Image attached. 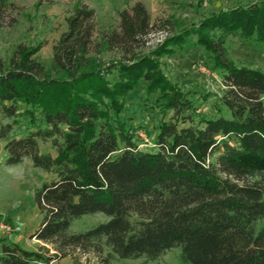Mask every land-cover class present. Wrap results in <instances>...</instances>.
Returning a JSON list of instances; mask_svg holds the SVG:
<instances>
[{"label": "trees", "instance_id": "1", "mask_svg": "<svg viewBox=\"0 0 264 264\" xmlns=\"http://www.w3.org/2000/svg\"><path fill=\"white\" fill-rule=\"evenodd\" d=\"M10 6L0 0V19ZM120 16V29L98 39L95 10L77 5L50 70L35 58L38 48L20 46L8 66L0 60V114L14 118L24 108L35 128L7 141L13 126H0V141L8 164L30 158L55 175L35 192L42 221L33 238L56 252L3 241L1 263L51 264L74 250L94 253L93 264H116L180 248L187 264H264V71L238 66L227 46L233 36L264 43V0L210 14L152 47L142 2ZM194 44L222 80L219 111L229 115L200 116L195 93L164 72V59ZM114 51L121 57L105 62ZM140 82L159 94L164 117L150 151L140 150L143 127L121 115ZM39 140L57 155L41 153ZM94 214L107 220L72 232L74 221Z\"/></svg>", "mask_w": 264, "mask_h": 264}, {"label": "rangeland", "instance_id": "2", "mask_svg": "<svg viewBox=\"0 0 264 264\" xmlns=\"http://www.w3.org/2000/svg\"><path fill=\"white\" fill-rule=\"evenodd\" d=\"M11 6L0 19V60L8 66L15 52L20 46L38 48L35 58L47 70L52 68L54 47L61 36L67 31V19L73 14L79 4H86L96 12V38L104 33L119 30L121 26V12L131 10L142 2L145 4L152 18V29L147 36V47L156 45L171 32L184 27L198 25L200 21L213 13L228 10L238 6H245L259 0H7ZM171 21L173 25H168ZM230 58L238 66L252 67L264 71V43L255 38L242 39L230 37L227 41ZM121 57L119 51L108 52L103 55L105 62ZM204 65L207 71H202ZM162 67L168 79L183 90L195 93L196 108L200 116L214 118L220 114L219 98L223 92L222 80L213 70L209 54L202 46L191 45L177 55L166 58ZM159 94L149 95L146 84L140 82L132 91L121 113L130 124L143 127L150 143L159 132L158 126L163 117L161 110H157L156 100ZM24 110V108H23ZM23 110L14 118H7L0 114V126L11 124L13 130L7 141L21 138L35 128L31 125L32 118L24 115ZM39 112L36 117L40 118ZM38 125L41 124L37 120ZM222 143L227 140L222 138ZM141 151H150L154 147L142 146ZM238 143L236 137L230 141ZM143 143V144H142ZM6 141H0V225L9 223L12 232L7 233L0 228V257L2 243H16L29 251L53 256L56 252L52 244L40 242L33 238L39 228L42 216L35 202V192L45 182L52 181L55 175L34 166L30 158H25L17 165L8 164V153L5 151ZM41 153L57 155L51 141L39 140ZM103 214L86 215L72 224V232H86L98 224L105 222ZM49 250V252H47ZM74 259L82 263L97 262L94 253L84 254L72 251L66 258L56 259L53 264H74ZM0 264L1 261H0ZM116 264H187L181 255L180 248H173L156 260L118 259Z\"/></svg>", "mask_w": 264, "mask_h": 264}, {"label": "built area", "instance_id": "3", "mask_svg": "<svg viewBox=\"0 0 264 264\" xmlns=\"http://www.w3.org/2000/svg\"><path fill=\"white\" fill-rule=\"evenodd\" d=\"M200 69L202 71H207V68L204 65H200ZM138 134L141 137V139L144 140V142H145V143L143 142L144 144L142 143L143 144L142 146H144V147L145 146L146 147H151V146L155 147V144L153 145L152 143L149 142L150 139L147 137V134L145 132L142 133V131H139ZM0 228H1V230L5 231L7 233L12 232V227L9 223H6V222L1 223ZM51 264H53V262Z\"/></svg>", "mask_w": 264, "mask_h": 264}, {"label": "crops", "instance_id": "4", "mask_svg": "<svg viewBox=\"0 0 264 264\" xmlns=\"http://www.w3.org/2000/svg\"><path fill=\"white\" fill-rule=\"evenodd\" d=\"M141 2V1H140ZM144 4V3H143ZM145 5V4H144ZM177 55V54H176Z\"/></svg>", "mask_w": 264, "mask_h": 264}]
</instances>
